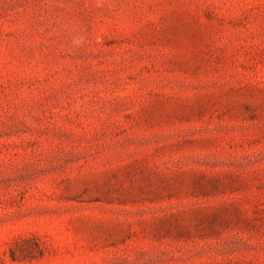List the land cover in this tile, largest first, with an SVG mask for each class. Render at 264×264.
<instances>
[{"label":"rangeland","instance_id":"374dc122","mask_svg":"<svg viewBox=\"0 0 264 264\" xmlns=\"http://www.w3.org/2000/svg\"><path fill=\"white\" fill-rule=\"evenodd\" d=\"M0 264H264V0H0Z\"/></svg>","mask_w":264,"mask_h":264}]
</instances>
